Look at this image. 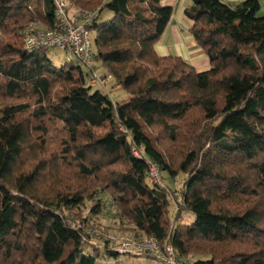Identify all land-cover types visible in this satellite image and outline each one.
I'll list each match as a JSON object with an SVG mask.
<instances>
[{
    "label": "trees",
    "instance_id": "1",
    "mask_svg": "<svg viewBox=\"0 0 264 264\" xmlns=\"http://www.w3.org/2000/svg\"><path fill=\"white\" fill-rule=\"evenodd\" d=\"M65 1L95 14L91 69L100 83L76 61L57 68L47 51L25 49L31 24L56 26L52 0H0V264L121 256L67 224L96 228L95 217L168 241L192 264H264L260 1L191 0L184 15L208 59L202 72L156 55L173 14L161 0ZM109 79L126 93L123 103L109 97ZM161 173L185 177L172 217ZM107 198L115 217L103 213Z\"/></svg>",
    "mask_w": 264,
    "mask_h": 264
},
{
    "label": "built area",
    "instance_id": "2",
    "mask_svg": "<svg viewBox=\"0 0 264 264\" xmlns=\"http://www.w3.org/2000/svg\"><path fill=\"white\" fill-rule=\"evenodd\" d=\"M56 26L53 29H38L33 24L26 29L24 45L27 50L43 49L45 51L57 49L62 52L66 63L76 61L89 72V81L92 84L100 83L97 73L91 69L93 63L92 32L89 28L94 19V13L84 10L69 11L65 0H52ZM137 157L138 153L134 152ZM150 179L158 182L159 171L153 162L148 163ZM103 213L115 217L117 208L110 198L102 202ZM67 224L84 234V240L106 242L111 251L117 255L130 258H150L156 264H192L190 261L178 259L172 245L166 241L157 243L150 237L134 236L130 233L106 231L100 228L80 224L67 219Z\"/></svg>",
    "mask_w": 264,
    "mask_h": 264
},
{
    "label": "crops",
    "instance_id": "3",
    "mask_svg": "<svg viewBox=\"0 0 264 264\" xmlns=\"http://www.w3.org/2000/svg\"><path fill=\"white\" fill-rule=\"evenodd\" d=\"M222 1L235 5L242 2L243 0ZM161 4L171 7L173 9V14L165 31L154 46L156 55L158 57H179L198 72L207 70L209 66L208 59L202 49L197 46L192 35L190 34L192 23L184 15V9L191 5V0H161ZM96 67L102 73L103 70L99 63L96 64ZM109 81L110 83H107L109 85V89L122 91L115 87H112L114 86V82H111L110 79ZM108 95L111 98L110 92H108ZM126 98L127 95L124 100H126ZM112 100L114 102H117L115 98ZM101 220H108V218L103 217V219ZM108 221L110 222L111 220ZM112 221L113 226H111V228H113L115 225L119 226L115 219H113ZM107 226L108 225H105V227ZM115 229H117L116 226Z\"/></svg>",
    "mask_w": 264,
    "mask_h": 264
},
{
    "label": "rangeland",
    "instance_id": "4",
    "mask_svg": "<svg viewBox=\"0 0 264 264\" xmlns=\"http://www.w3.org/2000/svg\"><path fill=\"white\" fill-rule=\"evenodd\" d=\"M262 10L260 14L264 13V0H259ZM105 14H108L105 13ZM106 15H103L101 20H99V22H103L105 19ZM38 22V21H37ZM38 27H43L41 23H37ZM47 58L50 60V62L55 66V67H61L65 62L62 56V52L57 50V49H51L48 50L46 52ZM98 73L100 72V70H97ZM83 72H87L86 69H84ZM96 86V85H94ZM109 86V85H108ZM108 92H110L111 94V98L114 99L119 102V103H123L126 97V93L124 91H115L114 89L111 90L109 89V87H107ZM115 91V92H114ZM184 175H179L174 179H170L165 173H161L160 176V183L163 184L165 187H167L170 190V208H169V213L171 215V217L175 214L178 205L177 202L180 200L179 198V194H180V189L183 185L184 182ZM159 179V176H158ZM90 208V202H86L85 203V207H84V211H83V216H87L88 215V211ZM189 214V215H188ZM182 213V221H188L190 219V222L193 220L192 214L190 213ZM190 216V217H189ZM105 218V217H104ZM103 219V217H95V223H96V228H100L102 227L103 230L106 231H118V232H124L127 231L126 229H128V226L125 224H119L115 225L117 229H115V226L113 228H111V226H113L112 224V220L113 218H108V220H111L110 222L108 220H101ZM105 225H108L107 227H105ZM126 228V229H123ZM133 233V232H130ZM93 242H95L96 246H100L101 244L98 242V240H93ZM102 246V245H101ZM187 260H191L193 261V258L188 257ZM95 264H155V262L149 258H141V259H132L130 257L127 256H116V257H103V255H101L99 257V259L96 261Z\"/></svg>",
    "mask_w": 264,
    "mask_h": 264
}]
</instances>
